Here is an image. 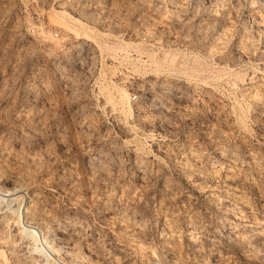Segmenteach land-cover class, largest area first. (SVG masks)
Instances as JSON below:
<instances>
[{
  "label": "rangeland",
  "instance_id": "374dc122",
  "mask_svg": "<svg viewBox=\"0 0 264 264\" xmlns=\"http://www.w3.org/2000/svg\"><path fill=\"white\" fill-rule=\"evenodd\" d=\"M0 189L56 264H264V0H0Z\"/></svg>",
  "mask_w": 264,
  "mask_h": 264
},
{
  "label": "bare ground",
  "instance_id": "6f19581e",
  "mask_svg": "<svg viewBox=\"0 0 264 264\" xmlns=\"http://www.w3.org/2000/svg\"><path fill=\"white\" fill-rule=\"evenodd\" d=\"M122 95H123L122 100L128 98L127 95H125V94H122ZM126 100L128 101V99H126ZM19 192H22V191L21 190H13L10 193L12 195L13 201H15V204L14 205L12 204V206H10L8 208V211H7L9 214H11L14 217L13 218L14 223L17 225L19 224V219L21 220V217L25 216V213H26V206L24 205V201L22 198L23 196ZM18 227H19V239L27 242L26 246H27V248H30V250L28 249L29 251H31L37 255L42 256L46 261L51 262V264H56V262L53 259H51L49 254H48L50 247L44 242L43 239H42L43 242H41L37 238V233H39L40 229L36 230L35 227H33L29 224H25V223L22 226L18 225ZM41 231L42 230H40V233H41ZM41 234H42V237H44L43 232ZM4 264H7L6 260H4Z\"/></svg>",
  "mask_w": 264,
  "mask_h": 264
},
{
  "label": "built area",
  "instance_id": "2783aa9c",
  "mask_svg": "<svg viewBox=\"0 0 264 264\" xmlns=\"http://www.w3.org/2000/svg\"><path fill=\"white\" fill-rule=\"evenodd\" d=\"M54 36H57V33H54ZM84 43V42H83ZM136 95H131V100H136ZM11 190H1L0 189V213H8V208L15 204V201L12 199V195L10 194ZM22 194V193H21ZM23 195V194H22ZM23 198V197H22Z\"/></svg>",
  "mask_w": 264,
  "mask_h": 264
}]
</instances>
